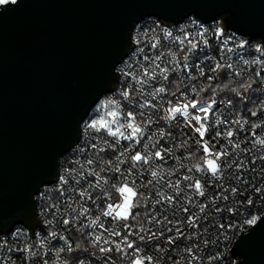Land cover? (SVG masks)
Listing matches in <instances>:
<instances>
[{
  "label": "snow or ice",
  "instance_id": "snow-or-ice-1",
  "mask_svg": "<svg viewBox=\"0 0 264 264\" xmlns=\"http://www.w3.org/2000/svg\"><path fill=\"white\" fill-rule=\"evenodd\" d=\"M16 3L17 0H0V6ZM163 31L165 38H173L172 31ZM207 32L208 29L201 27L195 34L185 31L182 38L174 37L175 42L180 45L179 51L183 52L182 61L178 53L169 51L167 54L161 52L155 56L144 55L143 60L147 64L138 63L135 69L131 64L118 68L117 71L122 77H131L129 83L118 90L120 97L131 103L133 109L140 111L123 112L121 101L112 98L102 100L95 111L107 110L106 116L86 121L82 129L85 136L96 134L91 136V140L99 144L90 143L88 147L94 150L97 159L85 156L83 162L76 161L79 164L78 169H66L58 177L56 191L59 200L57 203H49L42 213H50L53 217L46 223L52 224L56 220L65 226L66 232L75 228L82 236L89 237L92 247L101 254L103 264H117L118 260L120 264H124V261L127 264H212L213 261L221 259L220 254L207 256L205 260L201 253L205 249L210 251L209 245L215 246L220 236L224 240L229 239L227 231L232 227L223 222L212 223L213 215L227 212L238 216L243 209L248 214L244 219L245 225L254 226L264 222V153L251 155L249 160H245L236 151L239 149L249 155L256 146L264 148V138L256 137L253 133V148L241 147L233 139L237 135L233 126L240 125L242 129L248 123L247 119L238 114L237 118L228 120L227 125L221 128L224 121L219 118L220 109L216 107L218 102L215 99L217 91L227 90L234 93L242 103H248L247 92L256 93L264 88V45L255 48V53L259 55L252 60H242L243 65L248 66L253 75L244 78L239 88L229 87V84L213 87L212 81L216 79V75L206 76L205 68L201 66L206 61H214L208 68V73L219 74L224 69L230 70L227 74L230 82L232 76H240L241 73L236 71L232 63H221L210 55H204L195 64H190V55L196 54L202 47H209ZM214 35L217 39L223 37V29L217 28ZM230 40L231 38L224 39L223 45H228ZM134 43L139 45L141 40L134 38ZM157 46V43L151 44L152 49ZM246 46V41L238 45L240 48ZM226 50L232 52L233 48L228 47ZM137 51L142 53L143 48H138ZM165 55L171 56V59L162 66L160 62ZM193 67L198 75L192 73ZM180 71L187 75L179 82L170 80L173 73ZM205 76L206 86L185 83V80L192 82ZM133 83L138 87L133 89ZM181 84L184 90H181ZM253 85L257 87L254 88ZM173 87L175 90H172ZM209 89L213 96L207 101L202 100L200 93ZM136 95L141 99L132 103ZM219 103L228 108L233 106L231 98H222ZM144 109L158 112V119L153 120L151 113L146 114ZM249 112L252 117L264 114V101L256 110L249 109ZM137 116L141 117L139 121ZM178 117L183 121L177 123L180 133L185 137L182 141L176 140L171 131L151 130V126H159L160 121L170 128V122L177 121ZM185 128L190 129L192 134L184 132ZM212 129H215L214 135L210 134ZM165 136L172 141L169 147L160 144ZM154 137L159 139L152 142ZM220 140H224L225 144L217 147ZM121 141L129 143L117 153L116 149ZM193 145L195 150H192ZM229 148L232 150L229 151ZM108 149L114 153V160H104L100 155ZM179 149H185L182 157L174 155V150ZM86 151L85 148L80 149L81 154ZM168 160L175 161L176 166L165 170ZM157 161L161 163L157 164ZM257 161L262 163L257 164ZM125 164L127 167L122 169L121 166ZM145 173L151 179L145 180ZM174 176L177 177L175 180L172 179ZM137 178H140L139 184ZM209 188L213 190L210 196L206 194V189ZM237 196L241 199L237 200ZM149 201L152 202L151 206ZM220 202H223V206ZM209 204L214 211L201 216L209 208ZM230 204L234 206H229ZM245 205L248 207L245 208ZM141 206L145 210L143 220L141 213L136 211ZM193 208L198 212L190 210ZM166 213H170L171 218ZM180 213L186 215L181 216ZM105 221H109L107 226ZM209 227L216 229L218 233L211 240L205 235ZM52 240L62 241L68 253L79 247L77 245L74 248L66 235L50 230L40 241L39 248L43 250L45 241L51 243ZM181 241L190 243L181 248ZM201 241L204 248H201ZM64 246L56 250L57 257L65 252ZM4 250L8 255L0 256V264H8L9 261L15 264L11 257L14 251L26 254L25 264H30L29 257L35 258L38 255L27 244L24 247H8L7 240L0 241V251ZM177 252L179 255H173ZM113 253L116 255L113 256ZM161 253H167V256H162ZM48 255V252H42V257ZM92 255L95 256V253ZM43 264H48L47 259H43ZM64 264L68 262L65 261ZM79 264H85V261L79 260Z\"/></svg>",
  "mask_w": 264,
  "mask_h": 264
},
{
  "label": "water",
  "instance_id": "water-1",
  "mask_svg": "<svg viewBox=\"0 0 264 264\" xmlns=\"http://www.w3.org/2000/svg\"><path fill=\"white\" fill-rule=\"evenodd\" d=\"M193 16L264 43V0H17L0 6V234L44 228L36 195L55 183L91 110L118 81L145 17ZM34 238V237H33ZM237 264H264V222L232 248Z\"/></svg>",
  "mask_w": 264,
  "mask_h": 264
},
{
  "label": "built area",
  "instance_id": "built-area-1",
  "mask_svg": "<svg viewBox=\"0 0 264 264\" xmlns=\"http://www.w3.org/2000/svg\"><path fill=\"white\" fill-rule=\"evenodd\" d=\"M193 21L196 23L193 24ZM201 27L208 29V32L206 33V38L209 40V47L207 48H201L199 52H197L194 55H190L189 62L190 64H195L198 60V58H202L204 55H210L214 57L216 60H220L221 63H232L233 67L236 69V71L240 72V76H232V82L236 86V88H239L240 83L244 80V78L248 77L249 75H253V73L250 71V68L248 66L243 65L242 60L248 59L252 60L254 56L259 55L258 53H255V48L259 45H264L263 41L260 38H249L245 35H242L236 31L228 30L226 29L221 20H215L212 22H202L200 20H197L193 16L187 17L186 19L182 20L181 22L177 24H167L162 21H160L157 17H145L142 19L134 28L132 33V44L133 48L129 55L124 58L117 66L118 68H125L128 64H131L133 66V69L136 68L138 63L147 64L143 60L144 55L149 56H155L160 54L161 52L168 53L169 51L173 53H178L179 58L182 61L183 58V52H180V45L175 42L174 37L179 36L183 37L184 32H191L195 34ZM217 28L223 29L224 36L217 39L215 37V31ZM163 30H169L173 32V38H165L164 31ZM134 38H138L141 40V43L139 45L134 43ZM231 38L230 43L228 45H223L222 41L224 39ZM242 41L247 42V46L245 48L238 47L239 43ZM157 43V48L152 49L151 44ZM228 47H232L233 51L228 52L226 49ZM138 48H143V52L140 53L137 51ZM171 56L165 55L164 60L161 61V65L163 66L164 63L167 60H170ZM214 61H206L201 66L205 68L206 76L207 75H216V79L212 81V84L221 82L222 80H227V74L230 70L224 69L219 74H212L208 73V68L213 65ZM116 69V70H117ZM130 69V70H133ZM118 73V81L116 88L113 92L106 94L102 99L99 100V102L95 105V107L91 110L89 113L87 119L88 121L93 118H99L106 116L107 110H101V111H95L97 106L100 104L102 100H105L107 98H112L115 100L121 101V109L123 112L132 111L135 110L139 112V109H133L132 104L128 101H123L122 98L119 95V91L124 86H126L129 81L131 80V77L124 78L122 75L117 71ZM192 73L194 75H198L197 70L193 67ZM138 74V73H137ZM187 75V73L180 71L177 73H173L172 77H170V80L174 79L177 82H179L182 78H184ZM205 77L199 78L197 81L188 82L185 80V83H196L198 86L201 84L207 85V80ZM230 82V81H229ZM155 86V85H154ZM138 87L135 85V83L132 84V88L135 89ZM253 87H257V85H253ZM172 90H175L173 87ZM181 90H184L183 85L181 84ZM145 91H148V88H145ZM246 96L248 98V103H242L239 98L234 94L231 93L229 96H215V99L217 100L216 107L220 109V119L224 121V123L221 125V128H223L225 125H227L228 120L237 118V115L243 116V118L247 119L248 123L243 125V128L241 129L240 125L233 126L237 132V135L233 137V139L241 144V147L244 148H253V145L251 144V141L253 140V133H255L256 137L264 138V114H258L257 117H252L250 115L249 109L256 110V107L264 101V88H261L258 92L253 93L251 91L246 93ZM212 96L206 92L200 93V98L204 101H207ZM170 97H165V99H169ZM222 98H231L233 101L232 108H228L222 104L219 103V101ZM141 98L139 95L135 96V100L132 101V103H136ZM115 110V109H112ZM144 112L146 114L151 113V117L153 120L158 119L159 113L155 112L153 109H144ZM108 119H111L110 117H107ZM141 117L137 116V120L139 121ZM83 123V126L85 124ZM182 123V118H177V121H171V127L167 128L163 121H160L159 126L156 124H153L151 126V130L159 131L161 129H164L166 131H171L172 136L176 140L182 141L185 139V137L180 133V129L177 127V123ZM254 125H259L260 127H254ZM82 126V129H83ZM184 132L191 135V130L185 128ZM215 129L211 130L212 135H214ZM95 133H90L88 136H85L83 132L81 131V136L79 142L66 154L64 155L60 160V170H59V176L65 173L66 169L69 168H79V164L76 163L77 160L80 162H83L85 159V156L91 159H97V157L94 154V150L89 148L90 143H98L97 141L91 140V136H95ZM103 135V134H101ZM110 139V138H108ZM147 140V137L145 138ZM156 139H159V137H154L152 142H155ZM129 142L127 141H121V145L117 147L116 152L123 150V147L127 146ZM189 143H192V141H189ZM160 144L164 147H169L172 144V141L169 140L167 136L164 137L163 140H160ZM221 144H225L224 140H220V144L217 145L219 147ZM85 148L87 151L83 154H81L80 149ZM195 150V145H193V149ZM229 151L232 149L229 148ZM185 149H179L178 151L174 150V155L177 157H182ZM239 156L245 160H249L251 155H260L261 153H264V148H261L260 146H256V148L253 150V153L249 155H245L243 152H240L239 149L236 150ZM101 156L104 157V160L113 159L114 160V153L111 149H108L106 152L101 153ZM161 163L160 161H157V164ZM187 163V162H185ZM262 162L257 161V164H261ZM174 166H176V162L173 160H168L167 165L165 166V170L171 169ZM127 167V164L122 165L121 168ZM183 171V170H182ZM179 175V173H178ZM249 175H254V173H249ZM58 176V177H59ZM177 177H172L173 180H175ZM144 179H151V177L145 173ZM58 182V178L55 181V183L51 185H44L40 188L39 193L36 195V212L37 217L40 220L41 224L44 226V228H36L33 232V237L31 236V230L27 228L26 226L22 224L15 225L11 231L8 233L0 234V241L7 240L8 241V247L13 246H19L24 247L25 244L32 246L35 251H37L38 255L35 258L29 257L30 264H43V259H47L48 264H64L65 261L68 262V264H79V260L85 261V264H103V258L101 254L99 253L98 249L92 247L90 238L87 236H82L79 231H76L75 228H72L70 232L65 231V226H63L59 221L54 220L52 224H47V220H52L53 217L50 213L48 214H42L44 210H46L49 206V203H57L59 200L58 193L56 191V185ZM71 183V182H70ZM83 184L84 181H81ZM137 183H140V178H137ZM151 186H149L150 188ZM183 187V184L181 185ZM243 187V186H241ZM70 191V189H69ZM141 191H148V189H141ZM171 191V190H169ZM219 191V190H217ZM213 190L212 189H206L207 195H212ZM95 195V193H94ZM115 195V194H114ZM247 195V193H246ZM255 199V197H252ZM201 201L203 198H198ZM237 200L241 199V197L237 196ZM149 206H151V201L148 202ZM221 206H223V202H220ZM257 203H259L257 201ZM143 205V201L141 202ZM88 206L91 207V203L88 202ZM234 206V205H229ZM245 208L248 206L245 205ZM191 211H197V209H190ZM136 211H139L141 213V220L144 218V208L141 206L139 209H136ZM211 204H209V208L206 209L204 214H200L201 216L208 214L210 212H213ZM255 211V210H254ZM169 215V218H171L170 213H166ZM95 215V213H93ZM181 216L186 215L185 213H180ZM247 212L243 209L241 210L240 214L238 216H233L230 213L224 212L221 214H215L211 217L212 223L217 224L220 222H223L226 226L232 225L231 228L227 231V236L229 239L224 240L223 236L219 237V240L215 244V246L209 245V248L211 249L208 251L207 249L204 250L201 255H204L205 260L207 259V256L214 255L219 253L221 259L219 261H213L212 264H237L238 261L241 260V257L239 256H232L231 251L232 248L235 245V242L239 239L240 234L243 233V231H247L251 229L253 226L245 225L244 219L247 218ZM223 218V219H222ZM109 221H105V224H107ZM203 223V221H202ZM145 227H148L147 224L144 225ZM56 231L60 233L61 235H66L68 237L69 243L72 244L74 248H77V245L79 246L76 251L72 253H68L66 250V246L63 245L62 241L59 240H52L51 243H48L45 241V248L41 250L39 248L40 241L44 239V237L47 236L49 231ZM156 230V229H154ZM86 231H91V229H86ZM98 231V230H97ZM220 231H223L222 229ZM19 234L18 236L16 234ZM170 235V234H169ZM210 240L213 239L218 235L216 229L209 227L208 233L205 234ZM163 240V238H161ZM155 243V242H153ZM180 247L183 248L185 244L190 243L189 241H181ZM65 247V252L60 254L59 257L56 255V250L60 247ZM166 246V245H165ZM201 248H204L203 242L201 241ZM42 252H48L49 255L47 257H42ZM92 253H95V256L92 255ZM8 253L6 250L0 251V256H7ZM116 254L113 253V256ZM162 256H167V253H161ZM173 255H179V252L173 253ZM25 256L24 253H17L12 252L11 257L15 261V264H25ZM8 264H12V261H9ZM117 264H120L119 260L117 261ZM124 264H127V261H124ZM183 264V262H181ZM195 264V262H194Z\"/></svg>",
  "mask_w": 264,
  "mask_h": 264
},
{
  "label": "trees",
  "instance_id": "trees-1",
  "mask_svg": "<svg viewBox=\"0 0 264 264\" xmlns=\"http://www.w3.org/2000/svg\"><path fill=\"white\" fill-rule=\"evenodd\" d=\"M222 84H229V87H236L237 86L234 83H231V82H229L227 80H222L221 82H217V83H214L212 85H213V87H216L217 85H222ZM208 93L210 94V96H213V93H212V91L210 89L208 90ZM231 93L232 92L227 91V90H225V91H217L215 96L224 97V96L231 95Z\"/></svg>",
  "mask_w": 264,
  "mask_h": 264
}]
</instances>
